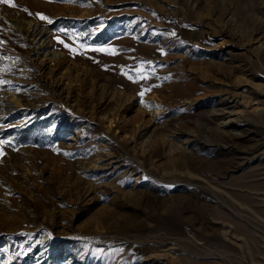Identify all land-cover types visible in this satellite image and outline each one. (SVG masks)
<instances>
[{"label": "rangeland", "instance_id": "1", "mask_svg": "<svg viewBox=\"0 0 264 264\" xmlns=\"http://www.w3.org/2000/svg\"><path fill=\"white\" fill-rule=\"evenodd\" d=\"M196 191L198 213L114 226ZM253 214L264 0H0V264H247Z\"/></svg>", "mask_w": 264, "mask_h": 264}, {"label": "bare ground", "instance_id": "2", "mask_svg": "<svg viewBox=\"0 0 264 264\" xmlns=\"http://www.w3.org/2000/svg\"><path fill=\"white\" fill-rule=\"evenodd\" d=\"M11 27L18 33L27 35L34 43L40 46H46L50 43L48 39L47 30L39 23L28 20L26 17L11 20ZM15 106H20V101L14 99ZM9 107L4 106V110ZM184 191H189L188 188H184ZM176 203H172L169 197H158L148 201V198H144L145 202H148L146 209L133 210L130 214H120L118 218L114 220V226L116 228H126L128 225L134 223H145L146 225L159 217L161 211L167 212L169 219H172L175 215L194 214L198 213L202 208L207 207L206 201L210 200L209 196L201 191L191 192L188 195H178Z\"/></svg>", "mask_w": 264, "mask_h": 264}, {"label": "crops", "instance_id": "3", "mask_svg": "<svg viewBox=\"0 0 264 264\" xmlns=\"http://www.w3.org/2000/svg\"><path fill=\"white\" fill-rule=\"evenodd\" d=\"M252 217H264L263 215L260 214H253ZM254 222H248L246 224V227L248 229H252L254 227L253 225ZM261 235L254 232L250 231L249 233L245 234H237V237H240L242 240H246L250 243L251 247L247 249V264H264V246H258L256 247L255 241H259V238Z\"/></svg>", "mask_w": 264, "mask_h": 264}, {"label": "snow or ice", "instance_id": "4", "mask_svg": "<svg viewBox=\"0 0 264 264\" xmlns=\"http://www.w3.org/2000/svg\"><path fill=\"white\" fill-rule=\"evenodd\" d=\"M25 11H27V9H25ZM38 16H40L41 19H47V17L42 16L41 14H37ZM49 23H51V21H48ZM67 47V45H65ZM98 51L101 49H97ZM131 79V77H129ZM141 95H143V93H141Z\"/></svg>", "mask_w": 264, "mask_h": 264}]
</instances>
